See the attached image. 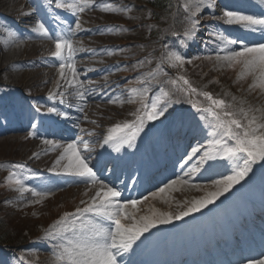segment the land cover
I'll use <instances>...</instances> for the list:
<instances>
[{
    "label": "rangeland",
    "instance_id": "rangeland-1",
    "mask_svg": "<svg viewBox=\"0 0 264 264\" xmlns=\"http://www.w3.org/2000/svg\"><path fill=\"white\" fill-rule=\"evenodd\" d=\"M24 1L26 0H0V100L1 97L8 95L15 96V99L21 96L23 106L14 109L15 116L27 112L28 116L25 114L27 120H31V122H25L21 126L22 129L17 132L0 134V233H6V236H3V241L6 243L0 242V249L10 255V264H53L52 254L55 251L56 241L48 237L46 233L52 230L66 213H74L77 208L85 207L86 204H82L81 201H89L94 194L93 189L98 190L99 184L91 186L87 183L83 187L76 183L74 187L65 188L54 199L36 208L19 211L9 205V196L14 195L16 188L19 187L15 184V179H19L22 183L23 180L30 178L31 169L45 167L59 169L68 161L64 159L59 165L56 163L67 145L75 141H66L65 146L59 147L62 152L58 153V150L45 151V144L35 141L36 133L32 132L34 135H30L35 128V125H32L33 118L40 116L38 110L44 115L47 104L50 102L61 101V104L74 111V116L78 118L76 127L79 130L76 138L89 139L90 137L92 139L101 135L103 130L111 129L117 124L135 121L136 117L133 113L142 107L141 93L145 94L144 103L150 104L152 100H159L157 107L163 109V115L154 121L145 120L143 130L137 135L136 142L144 146L146 143L155 145L163 143L166 164L162 171L152 175V180L147 179L148 189L139 194L143 198L138 199L141 203L137 205V208L125 210L130 215L134 213L137 218L153 213L163 212L174 215L184 211L190 206L191 201L202 199L209 192L216 191L214 187L216 180L232 174L231 161L220 159L208 161L199 165L195 171H190L212 139L209 133L215 121L211 113L198 110L208 107L209 101L202 95L188 91L180 77L187 79L198 93L207 92L214 98L225 100L232 105L233 111L241 107L264 108V93L260 89L250 90L253 78L249 76L238 79L242 66L229 67L226 62L217 59L218 56H223L232 49L241 50V46L237 44L221 51L223 45L217 47L220 41L215 39V35L219 33L230 39L242 40L248 45L264 42V36L260 33L249 32L239 25H228L224 18L225 11L262 15L264 0H222V5L218 0H213L211 8L206 3L209 0H205L199 11H196V0H179L178 5V0H174L173 8L167 10L165 17L158 21L153 20V16L162 18V13L158 12V15H154L155 12L147 4L150 0H92V7L78 14H73L67 8H56L53 1L50 6L64 23L63 27L70 31L67 39L72 41L76 50L71 61L58 59L60 64L63 62L66 65L63 69V78H61L60 65L55 63L57 58L52 56V52L55 51L54 39L39 35L40 38L30 37L13 43L20 34L26 35L27 32V29L22 26L24 24H20V20L16 19L22 10L27 9ZM224 2H230L231 5L225 6ZM30 3L28 2L29 5ZM106 4L112 5L118 11H104L103 6ZM185 4L190 5L189 11H185ZM30 7L35 12L33 2ZM36 17L32 24L33 28H29V32H33L35 25L41 22L40 17L38 15ZM191 20L197 21L196 27L201 24V30L196 29L192 36L186 37L185 31L190 27ZM128 26L130 30L127 31ZM160 28H162L161 36L158 39ZM240 29H243L244 38H240L241 33H238ZM49 36L51 37L50 33ZM10 38L13 39L10 42L11 45L8 44ZM120 43L129 44L124 46ZM13 49H16L14 59L12 57L11 60L7 59L6 54ZM171 52H176L183 57L185 60L183 66H170L167 57ZM24 60L27 61L24 63ZM70 65L75 67V76ZM45 71L49 72L44 77ZM78 74H82L83 79L78 80ZM105 78L110 81V84L103 85L99 82V79ZM36 79H40L42 83L35 84ZM172 81H175V84ZM8 82L6 87L5 83ZM79 85L92 87L93 90L86 87L82 89ZM24 87H29V94L35 101L23 98L24 93L20 89ZM60 87L61 90H59ZM104 87H107V90L102 92ZM124 87L128 90L121 92ZM52 88L56 91L50 92ZM70 88H77L74 92L77 97L69 99V104L65 100L67 96L65 91ZM133 89L136 91L133 92ZM78 91L84 93L83 98L78 95ZM58 92H61L60 97H53L52 94ZM97 95L101 97L100 101L98 99L97 102L92 101V97ZM109 96L110 98L107 99ZM81 104L86 106L82 108ZM7 125L8 122L2 124L0 122V130L10 128ZM25 135L28 136L25 137ZM90 139L82 141L78 149L81 155L87 154L84 157L89 166L96 170L91 164L95 158V147L92 143L94 139L92 142ZM196 147H201V152L189 161L188 156ZM143 151L146 153L145 148ZM13 165L23 167L14 168ZM171 169L176 174L172 173L167 181H164L166 178L161 177L160 174ZM186 172L190 174L185 175ZM12 173H15V177L10 179ZM181 179L189 183L174 185L172 189L153 198V193L158 192L160 188L173 180ZM263 181L264 162H257L252 165V171L248 176L235 185L231 195L225 197L224 204L219 202L210 210L214 204L211 203L181 220L194 219L201 222L203 219L200 216L206 215L205 220L213 224L212 231L208 233L211 236L220 237L219 242L223 240L228 252H232L230 259L243 258L239 254L245 245L250 251L252 247L256 249L260 247L261 257L264 259ZM192 185L199 187H192ZM252 187L260 191L257 197L261 199V205L256 201L257 198H251L249 194L245 196L251 192ZM144 197L148 199L145 200ZM239 199H244L245 213L239 211L240 218L234 220L236 225L231 222V218H224L226 222L224 224L220 223L221 219L215 220L224 214L226 206ZM122 201L120 203H126L128 200ZM221 205L223 207L219 208L218 206ZM123 223L128 225L131 221L125 220ZM158 225L167 227L166 229L178 230L174 224ZM218 226V229L215 228ZM235 229L237 231H234ZM10 238L12 240H9ZM255 240L257 243H254ZM21 242L25 243L20 244ZM195 245L190 254L183 256L186 264L195 263L196 257L195 259L190 257L203 251L198 244ZM161 260L162 258L159 261ZM241 264H249V262L243 261Z\"/></svg>",
    "mask_w": 264,
    "mask_h": 264
},
{
    "label": "snow or ice",
    "instance_id": "snow-or-ice-1",
    "mask_svg": "<svg viewBox=\"0 0 264 264\" xmlns=\"http://www.w3.org/2000/svg\"><path fill=\"white\" fill-rule=\"evenodd\" d=\"M204 2L205 0H196V11H199ZM52 3L53 0H48L49 5ZM207 6L211 8L212 4L209 2ZM55 7L67 8L73 14H78L86 8L92 7V0H55ZM189 8L190 5L185 4V11H189ZM103 10L118 11L110 4L104 5ZM224 18L228 25H239L249 32L260 33L264 36V14L256 16L225 11ZM196 25L197 21H190V27L185 31L186 37L193 35ZM77 28H79V24H77ZM34 31L45 38L54 39L55 51L52 52V56L61 61L73 59L76 50L70 39L64 36L50 37L48 30L42 23L36 24ZM215 39L220 41L217 47L223 45L221 51L228 49L229 46L237 44L241 46V50L232 49L227 51L225 55L218 56L217 59L226 62L229 67L241 65L242 71L238 79L251 76L253 83L250 90L260 89L264 93V42L248 45L242 40L230 39L219 33L215 35ZM167 59L172 67L183 66L185 63L183 57L176 52H171ZM65 66L63 62L60 64L61 78H63ZM71 70L75 76V67L71 66ZM180 79L183 80L188 91L202 95L205 100L209 101L208 107L198 110L211 113L215 121L212 125V131L209 133L212 139L200 155L197 164L190 171H195L199 165L208 161L220 159L231 161L233 165L232 174L216 180L214 182L216 191L209 192L202 199L191 201L190 206L184 211H179L174 215L163 212L153 213L139 218L134 213L130 215L125 210L129 208L135 210L141 201L128 200L126 203H120L121 192L114 187L102 184L89 201H81L82 204H86L85 207L77 208L74 213H66L61 220L57 221L52 230L46 233L48 237L56 241L55 251L52 254L53 264H120L119 258L129 252L136 241L150 229L155 228L158 224L171 223L173 219H183L192 212L200 211L214 203L220 196L244 180L252 171L253 164L264 162V108L249 107L245 109L241 107L233 111L232 105L225 100L214 98L207 92L198 93L197 89L192 87L187 79L183 77ZM172 83L175 84V81ZM132 91L135 92L136 90L133 89ZM78 95L83 98L84 93L78 91ZM140 95L142 107L133 113L136 117L135 121L115 125L109 129L108 135L104 139V144H109L116 152H119L124 144H128L129 147L132 146V141L143 130L145 120L154 121L163 115V109L157 107L159 100H152L150 104L144 103L143 96L145 94L141 93ZM48 112L53 113L57 110L51 107L48 108ZM30 135H34V133H30ZM44 143L54 147L59 146L49 140H44ZM201 147L192 149V154L188 156L189 161L201 152ZM85 148H87V144H85ZM64 159L68 160L64 167L65 174L79 177L92 185L101 183L96 173L89 166L87 159L80 154L76 143L67 145L64 153L57 160V165ZM13 167L20 168L23 166L13 165ZM189 174L190 172L185 173V175ZM14 177L15 173H12L10 179ZM14 182L19 185L18 190L21 193L32 191L26 188L19 179H15ZM188 183L182 179L173 180L170 184L160 188L158 192L153 193V198L168 189H172L174 185ZM192 187L199 186L192 185ZM46 194L32 191L34 196ZM144 199L147 200L148 197H144ZM125 220H130L131 223L126 225L123 223ZM249 264H264V259L250 261Z\"/></svg>",
    "mask_w": 264,
    "mask_h": 264
},
{
    "label": "bare ground",
    "instance_id": "bare-ground-1",
    "mask_svg": "<svg viewBox=\"0 0 264 264\" xmlns=\"http://www.w3.org/2000/svg\"><path fill=\"white\" fill-rule=\"evenodd\" d=\"M32 1L33 0H26V1H24L23 3H24V6H26L27 7V9L26 10H22L18 15L19 16H17L18 18H16V19H18V20H20V24H24V25H22V26H24L26 29H27V32H26V35H23V34H20V36H19V38L16 40H14L13 41V39H11L10 38V42H12L13 41V43H16V42H18L20 39L21 40H25V39H27V38H30V37H33V38H40L39 37V34L35 31L34 32V30H33V32L31 31V32H29L28 30H29V28H33V25L32 24H34V20H35V18H37L36 17V13L34 12V10L30 7V5H32ZM28 2L30 3V5L28 4ZM213 3V0H209L208 2H206L207 4L208 3ZM216 3V2H215ZM28 11V12H27ZM25 12H27V14L26 15H24V13ZM28 14H30V15H28ZM20 24H18V25H20ZM21 26V25H20ZM19 26V27H20ZM18 27V28H19ZM71 28V27H70ZM201 28V27H200ZM21 29H22V27H21ZM24 31V30H23ZM73 31H74V29H73ZM77 31V30H76ZM29 32V33H28ZM72 32V31H71ZM75 32V31H74ZM24 33V32H23ZM198 33V32H197ZM200 35V34H199ZM20 40V41H21ZM10 45H11V43H10ZM9 45V46H10ZM14 46H15V44H14ZM41 49H43V47H41ZM15 50L16 49H13L12 51H10V52H8V54H6V57H7V59H10L11 60V57H12V59H14V57H13V55H15ZM6 59V60H7ZM27 60H24V63L26 62ZM24 66H26L25 64H24ZM14 69L16 68V67H13ZM37 68H39V66H37ZM45 69H48V68H45ZM49 71H45L44 72V77L45 76H47V73H48ZM97 72V71H96ZM40 74H41V72H40ZM42 75V74H41ZM91 77L93 76V75H90ZM98 76H100V74L98 75ZM78 80H80V79H83V76H82V74H78V78H77ZM43 80H45V78L43 79ZM103 81H105L104 83H103ZM99 82H102V84L103 85H108V84H110V81H107L106 80V78L105 79H99ZM112 82V81H111ZM40 83H42V81L40 80V79H36L35 80V84H40ZM94 85H96V83L94 84ZM13 86V85H12ZM77 86V85H76ZM80 86V85H79ZM10 87V86H9ZM8 87V88H9ZM78 87V86H77ZM82 89H84V87H86L85 85H82V86H80ZM86 88H91L92 90H93V88L92 87H86ZM85 88V89H86ZM29 87H24V88H22V89H20L23 93H24V96H23V98L25 97V98H27V99H29V100H31L32 102L33 101H35V100H33L32 99V95H30L29 94ZM62 88L60 87L59 88V90H61ZM76 89L77 88H70L67 92H66V94H67V97H66V99L69 101V99H73L72 97H77V95H75L74 94V92L76 91ZM80 89V88H79ZM16 90H18V89H16ZM81 90V89H80ZM104 90L106 91L107 90V87H104V89H103V91L102 92H104ZM54 91H56L55 89H51V91L50 92H54ZM87 92V91H86ZM22 93V94H23ZM78 93V92H77ZM108 94V93H107ZM98 97V98H97ZM101 97H99L98 95L97 96H94V97H92V101L93 100H99ZM108 98H110V96L109 97H107V99ZM17 99V98H16ZM103 100V99H102ZM105 100V99H104ZM83 101V100H82ZM85 101V100H84ZM100 101V100H99ZM97 102V101H96ZM18 106H23V99H22V97L21 96H18V99L16 100V106H15V109L18 107ZM86 106V104H81V107L83 108V107H85ZM25 114H27V112H25ZM25 114H23V115H18V116H16L12 121H11V119H10V116L7 118V119H10V122H14L15 120H18L16 123H14L15 125L12 127V128H5V129H3V130H0V134H12V133H14V132H17L18 130H21L22 128H21V126L23 125V124H25V122H31V120L30 119H28L27 120V116H28V114H27V116L25 115ZM71 134H75V131H73V132H70V135ZM68 140V138H61L59 141L57 140H55V141H53L56 145H59L58 147H54L53 145H51V144H47L46 145V147H45V151H49V150H58V153H61L62 151H61V149H59V147L60 146H65V144H66V141ZM71 140V139H70ZM84 140H89L87 137H85V138H81V139H79V138H77L76 139V141H75V143L77 144V148H79V145H80V143L82 142V141H84ZM72 142V141H71ZM60 143V144H59ZM68 143V142H67ZM91 145V144H90ZM82 156H87V154H84V153H82ZM96 165L98 166V167H100V166H102V164H103V159H102V157H98L97 159H96ZM155 163H157V161H154ZM161 163H163L162 162V160L160 161ZM67 163H68V161L67 162H65V164L62 166L63 167V169H64V167H65V165H67ZM62 165V164H61ZM60 165V166H61ZM155 165H157V164H155ZM155 165H153V166H155ZM57 166V165H56ZM55 166V167H56ZM59 167V166H58ZM156 167V166H155ZM44 169H46V167L45 168H35V170H40V171H43ZM156 169H157V167H156ZM176 174V173H175ZM99 179H102V178H98V180ZM257 183H259V181H257ZM261 183V182H260ZM262 184V183H261ZM90 185H91V183H90ZM254 185V184H253ZM263 187H264V181H263V185H262ZM235 187L236 186H234L230 191H228L227 193H225L223 196H221V197H219L217 200H215V202H214V204L212 205V208L210 209V210H212L214 207H215V205L217 204V203H223L224 204V199H226L225 197H227L229 194L231 195V193H232V191H234L235 190ZM258 187V186H257ZM89 188H90V186H89ZM261 188V187H260ZM95 189V190H94ZM93 189V193L97 190L96 188H94ZM121 192V196H124V197H128V198H133L134 196H136L137 195V191H136V189L135 188H130V186H128L127 188H126V190L123 192V191H120ZM199 193H204L203 191H199ZM260 195V191L257 189V188H253L252 187V189H251V192L249 193V196L250 197H252V198H258L257 196H259ZM229 197V196H228ZM255 200V199H254ZM258 200H259V198H258ZM262 200H263V198H262ZM144 201V200H143ZM230 201H232V199L230 200ZM229 201V202H230ZM257 201V200H256ZM47 202V201H46ZM46 202H43V203H41V204H38V205H36V206H34V207H30V208H28V209H31V208H36V207H38V206H41V205H43L44 203H46ZM236 203V202H235ZM235 203H233V202H231L228 206H226V208L224 209V215H227L229 218H234L235 217V214L236 213H239V211L241 212L242 210H244L245 209V205H244V201L243 200H240L239 199V201L235 204ZM222 204V205H223ZM218 206L219 208L220 207H223V206ZM253 207H254V205H252ZM210 208V207H209ZM26 210V209H25ZM242 213H245V212H242ZM216 216V215H215ZM202 218H205V216L204 215H202ZM226 223V222H225ZM170 224H174L175 226H177V227H179V229H181V230H189V231H187V232H184V233H186V234H188L189 236H191L192 234H195V235H197L198 234V232L200 231V230H208V229H210V227H211V225L210 224H208V223H202V224H197L194 220H191V221H183V220H176V219H173V221L170 223ZM157 226H159L158 228H155V230H149L148 232H146L143 236H141L140 237V239L138 240V241H136V243L133 245V247H132V249L129 251V252H127V253H125L122 257H120L119 258V260H120V262L124 259V258H126V257H129L130 259L129 260H127L126 261V263L125 264H137L136 263V257L137 258H139V259H141V258H144V254H140L138 251L136 252V248L138 247V246H142V248L143 249H145L144 247L146 246V244H147V241H149V247H151V248H154L155 247V245H156V243H157V238L162 234V235H166V234H170V236L172 237V238H174L173 237V235H172V230H167L165 227H163L162 225H157ZM217 226V225H216ZM227 228V227H226ZM229 230V229H228ZM221 231V230H220ZM221 233V232H220ZM226 234V233H225ZM220 235V234H219ZM187 237L184 235V234H180L179 236H178V239L180 240V241H183L184 239H186ZM195 245V244H194ZM196 246V245H195ZM253 260H257L258 259V256L257 257H253L252 258Z\"/></svg>",
    "mask_w": 264,
    "mask_h": 264
},
{
    "label": "trees",
    "instance_id": "trees-1",
    "mask_svg": "<svg viewBox=\"0 0 264 264\" xmlns=\"http://www.w3.org/2000/svg\"><path fill=\"white\" fill-rule=\"evenodd\" d=\"M147 4L151 6L154 15H158V12L162 13V18L158 16H153V20L158 21L165 17L167 10L171 7L172 0H150L147 1ZM160 32V30L158 31ZM3 236H6V233H0V242L5 244L6 242L3 241ZM9 240H12L11 238ZM8 241V240H7ZM25 242H21L23 244Z\"/></svg>",
    "mask_w": 264,
    "mask_h": 264
}]
</instances>
